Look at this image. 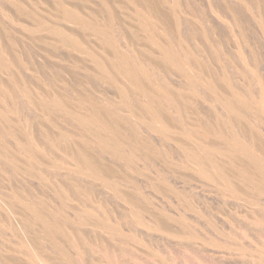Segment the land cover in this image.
I'll list each match as a JSON object with an SVG mask.
<instances>
[{
    "label": "rangeland",
    "instance_id": "374dc122",
    "mask_svg": "<svg viewBox=\"0 0 264 264\" xmlns=\"http://www.w3.org/2000/svg\"><path fill=\"white\" fill-rule=\"evenodd\" d=\"M0 264H264V0H0Z\"/></svg>",
    "mask_w": 264,
    "mask_h": 264
}]
</instances>
